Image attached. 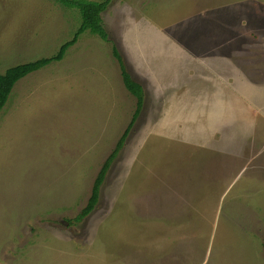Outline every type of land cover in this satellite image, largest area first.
<instances>
[{
	"label": "rangeland",
	"instance_id": "374dc122",
	"mask_svg": "<svg viewBox=\"0 0 264 264\" xmlns=\"http://www.w3.org/2000/svg\"><path fill=\"white\" fill-rule=\"evenodd\" d=\"M228 4L264 8V0H111L101 14L110 41L85 31L61 60L15 83L0 110V264H264V109L252 102L245 116L213 93L243 71L264 81V54L248 29H219L214 9ZM80 22L55 0H0V73L56 53ZM112 41L144 105L95 207L76 222L135 109ZM243 133L250 142L221 140ZM226 153L235 169L218 159ZM167 156L176 171L195 166L202 176L196 205ZM228 171L235 178L224 184Z\"/></svg>",
	"mask_w": 264,
	"mask_h": 264
},
{
	"label": "crops",
	"instance_id": "0c3cea01",
	"mask_svg": "<svg viewBox=\"0 0 264 264\" xmlns=\"http://www.w3.org/2000/svg\"><path fill=\"white\" fill-rule=\"evenodd\" d=\"M215 17L217 20V24L219 26V29H226L229 30L231 29L232 31H239L241 27L248 29L249 33L248 34H253V37H249V40L252 42H257V46L262 50L264 54V8H259L258 10L251 7L249 9L243 7L241 9H236L233 8L232 6L228 5H223L221 7H218L217 9H214ZM204 27L205 25L202 24ZM202 28V26H200ZM198 28V30L200 29ZM203 27V28H204ZM209 28V26L207 25ZM256 27H258V33L256 32ZM202 28V29H203ZM255 36V37H254ZM197 39H195L196 41ZM201 41V45H205L206 41L204 39H199ZM198 43V42H197ZM227 73H230L229 70H226ZM254 78L256 77H261L262 74L258 72L257 75L253 76ZM237 84H235L236 81H233L232 83L228 79V83L230 85L228 86H222L220 89H213V93L217 94L218 98H223L226 97L225 101L221 100L222 103H226V109L232 110L233 112L235 110H244V113L246 114L245 116L250 114V110H252V102H254L256 105L254 107H259L264 109V81H258V83L252 82L251 81V75L249 73H246L243 71V76L242 77H237ZM205 104V103H204ZM221 106L218 105V108H225L223 104L220 103ZM232 114V113H231ZM244 120V124L251 125L249 123L250 118L248 116L247 123ZM251 136L248 134H223L221 137L222 142H240V141H247L250 142ZM187 152V151H186ZM188 153V152H187ZM189 155H192L189 153ZM193 156V155H192ZM189 157V156H187ZM209 156L205 154L203 155V152L201 153V160L205 162ZM224 158L223 161V167H230L232 164V160L234 158L233 155H226L221 154L218 159ZM217 159V158H216ZM166 162L168 163L169 166H167V171H170V175L174 176L175 179L177 178L178 181H175L178 183V188L181 190H188L187 193L183 192V197L187 198L190 197L193 198L195 201H189L192 204L196 205L198 203V198L201 196L200 189L203 187H200L203 183L200 180L201 177L197 178V172L196 167L193 166V170H191V166L189 168L185 167L182 169L183 171H176L177 170V162L174 158L167 156L166 157ZM177 163V164H176ZM231 168H236L235 164L231 166ZM202 170V168H201ZM199 169V171H201ZM223 175V176H222ZM221 176L223 177L222 179H219V181H222L224 184L225 180H231L234 179L235 173L232 172H226L222 174ZM205 177V176H204ZM205 177L207 180L206 183L213 184L216 180L213 177ZM218 181V182H219ZM215 189H222L219 187L216 181V186L214 187ZM198 197V198H197ZM192 200V199H191ZM200 203V202H199Z\"/></svg>",
	"mask_w": 264,
	"mask_h": 264
},
{
	"label": "trees",
	"instance_id": "16d2710c",
	"mask_svg": "<svg viewBox=\"0 0 264 264\" xmlns=\"http://www.w3.org/2000/svg\"><path fill=\"white\" fill-rule=\"evenodd\" d=\"M56 2L60 3L66 7H73L79 11L80 14V25L75 31L72 38L63 42L56 53L50 56L40 57L31 61H27L24 63H18L13 66L8 67L5 69L4 72L0 73V110L6 104L8 97L12 91L13 86L15 83L21 79L22 77L26 76L27 74L36 71L47 64L53 61L61 60L66 50L72 46L78 39L79 35L85 31H88L91 34L97 35L104 41H110L108 32L103 24L102 19V12L106 9L108 4L111 0H55ZM111 53L113 57L116 59L120 69L121 80L126 88V90L135 97V109L132 113L131 119L128 122L126 128L124 129L123 133L117 140V143L113 150L108 154V156L103 161L102 165L100 166L96 177L93 181L90 195L87 199L85 206L80 210V212L74 217V221H80L83 217L89 214L93 208L95 207L99 193H100V186L104 180L106 172L116 157L118 151L123 146V143L131 129L132 125L134 124L137 116L139 115L143 105H144V90L143 86L140 82L133 78L131 73L129 72L124 57L120 53L116 44L112 41L111 45ZM263 248H264V240H263ZM264 255V250H263Z\"/></svg>",
	"mask_w": 264,
	"mask_h": 264
}]
</instances>
